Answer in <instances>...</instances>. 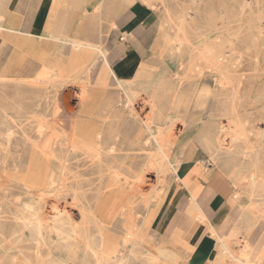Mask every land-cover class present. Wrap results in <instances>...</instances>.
<instances>
[{"label":"bare ground","instance_id":"1","mask_svg":"<svg viewBox=\"0 0 264 264\" xmlns=\"http://www.w3.org/2000/svg\"><path fill=\"white\" fill-rule=\"evenodd\" d=\"M104 1L101 0L100 5H103ZM234 4L243 12L251 10L250 0L234 1ZM152 8L153 5L148 3V10L144 13L152 12L150 11ZM166 13L169 19L164 16L161 24V35L169 55L179 59L178 69L180 73L165 74L158 78L156 82L151 84L152 92L147 97V101L141 98L140 100L153 107L155 103L153 96H162L165 104L169 106L182 104L184 109L191 100L190 96L198 90L197 94L200 97H197L202 98L203 103L206 100L211 101L209 112L206 113L208 115H205L208 117L207 121L204 120L203 116L191 121V129L197 121L202 124V127L198 129V142L204 145L209 158L216 163L225 157L235 156L234 153L224 154L223 150L229 125L231 123L237 124L242 117L237 106H242L241 111L246 114L244 119L264 120V34L261 31L263 26L261 25L260 28V25H246L245 22L240 21L242 18L235 16H228L224 25L203 26L200 23L192 25L197 16L201 20L200 22L204 21V15L194 14L191 16L185 10L175 16L172 14V17L168 10ZM159 21L158 15L154 25H157ZM165 22L167 23L165 24ZM166 26L170 28V31L166 29ZM126 27L128 26H125L123 30L121 29L123 37L129 35ZM14 31L17 32L18 29L5 24L3 16H0V34L10 35ZM51 38L59 44L67 45L73 51L72 54L76 56L78 68L82 72L77 78L87 84L89 75L86 73L97 66L102 69L103 77L113 81L124 96V100L117 102V105L120 106L119 110H116V107L113 108L112 96L106 94V90L102 88L104 83L96 81L97 85L101 86L88 95V101L84 105L81 117L75 119L73 117L75 109L72 108L71 97L64 90L59 93L60 107L58 108L65 117L66 129L72 141L64 139V142L59 146L56 144L50 155L35 156V153L31 152L27 159L24 175H18L21 186L27 189L45 187L46 196L50 197V200H42L43 202L28 201L23 206L16 205L12 212L6 207L7 214L2 205L0 208V248L4 251L13 247L15 249L25 247L33 249L36 256L33 260L29 256H25V263L46 264V260L37 252L41 251V247H46L47 235L53 233L57 238L63 240L65 245H74L75 248L82 247L85 251H90L97 264H107L112 257L107 258L103 255V251H111L112 254L118 247L117 244H105L109 231L113 230L114 227V224L112 226L109 224L113 223L116 218L124 217L125 223L129 224H127L120 238L122 239L120 245L126 252L122 257L113 256L114 259H112L115 264H129L127 256L131 253H137L138 248H143L141 243H144L145 234L142 226L144 222L150 220L153 213L147 210L144 215L136 210H130L126 206L116 209L112 208L113 206L109 202L121 195L118 193L119 191L123 192L128 189L126 193L131 198L132 195L134 196L132 192L141 194L142 183L144 184V171L147 169L155 171L156 182L160 185V189L169 185L168 176L172 177L173 180H178L180 191L173 193L172 201L179 204L181 203L180 198L185 196L188 205L185 210L188 213L186 215L187 220L188 217L192 216L193 220L201 221V224L197 225L196 228L199 232L205 227L211 231L209 216L195 197L202 183L193 188L194 184L190 185L188 177L180 174L181 161L178 160L179 156L166 152V147L159 140L161 130H155L144 122L140 117V111L135 108V102L139 99L136 98L137 88L148 83L144 79L147 78L148 80L149 75L145 74L144 66L135 57L134 52L130 49L124 50L126 52L124 56L120 58L118 63L112 65L108 59L109 49L101 37L94 41L75 38H69L65 41V39L54 34ZM0 40L1 45L3 40ZM134 67L135 69H133ZM132 70L134 79L123 77ZM42 71V74H45L50 71V67L44 66ZM192 74L199 77L198 84L187 82V77H191ZM61 78L64 82L65 78ZM209 79L213 81L214 87L208 85ZM61 80L58 84L64 86ZM32 83H36V81L26 84ZM220 95L223 100L225 98L229 102L227 124L221 126L217 124L220 115ZM99 103L106 106L103 107V110L107 113L104 117H96V120L91 117V114L92 110L100 108L97 105ZM196 103L200 102L196 100L194 105ZM124 114L127 115L126 123L119 125L115 122L114 124L115 117L119 119ZM164 117L167 124L169 123L165 130L172 129V117L168 113ZM119 127L123 128L124 132L131 130L134 141L125 145L117 143L115 139L121 134ZM254 134L264 138V130L254 132ZM144 135L145 142L153 144V152L148 155L149 159L145 164ZM181 144L182 139H178L177 146L174 144V148L177 149L176 147ZM31 150L34 151L33 148ZM77 150L80 152L77 153ZM259 151L260 149L249 148V150H243L240 153L244 159L246 156L248 158L254 157L251 164L252 174L248 178L243 176L247 181L244 194L249 198V201L258 193L257 191L264 190V179L257 174L260 164ZM2 159L4 165H8V159L15 166L22 161L21 156L8 154ZM217 178L214 176L211 183L223 193H220L222 198H214L216 202L219 199L237 200L241 197L238 193H231L230 195L229 190L222 187ZM259 196L264 201V192ZM66 197L71 199L68 205L70 209L63 208V212H60L58 203L62 200L65 201ZM44 207L54 210L55 214L49 219L44 218L42 212ZM73 210H77L75 217ZM132 217L135 218V221H132ZM46 219L49 222H45ZM9 220L11 221L9 222ZM189 225L188 223L183 230H180L183 237H187V234L183 233L191 231ZM105 228L109 229L105 231ZM78 243H82V246H79ZM192 246H187L188 250ZM154 249V252H147L145 260L148 264H167L168 259L164 253L172 249L157 242L154 244ZM98 253L100 256L96 258L95 255ZM47 264H51L50 260L47 261Z\"/></svg>","mask_w":264,"mask_h":264},{"label":"rangeland","instance_id":"2","mask_svg":"<svg viewBox=\"0 0 264 264\" xmlns=\"http://www.w3.org/2000/svg\"><path fill=\"white\" fill-rule=\"evenodd\" d=\"M234 1L241 0H105L103 5H100L101 0H67V3L68 6H70L71 12H79L82 14L79 17L84 19L83 23L85 28H91L90 31H85V36H94L95 39L101 37L109 51L114 49L113 46L116 44V39L123 37V34L118 31V25L113 21L114 17L104 16L102 14L103 10L110 7L115 8L116 19L119 20L125 17L129 8L136 9V7H138L137 3L144 5V11L148 10V3L153 5L150 11L158 13L160 21L157 25L152 27L150 32L151 36L146 41V53L141 63L144 66L145 74L147 76L149 75L148 80L144 77V81H148V85L144 84L143 87L137 88L138 94H136V98L139 99L135 102V108L140 111V117H142L144 122L148 123L155 130H161L162 133L159 136V140L160 143L166 147V152L179 156L178 160L181 161L179 172L181 175L187 176L194 183L200 184H206L209 182L208 178L217 176L220 185L227 188L230 195L231 193H238L239 196H241L237 200H230V198H227L225 201L231 206V209L234 210V216H236V218L238 217L229 228L230 233L227 238H232L231 235L234 236L233 240H227L228 245L235 244L236 246L240 245L242 247L250 241L244 239L243 235L247 238L256 223L264 222V201H262L261 196H259L264 190L260 189L257 191L258 193L250 201L244 194V189L247 185V181L244 177L246 176V178H248L250 174H252L251 164L254 157L248 158L246 156L244 159L240 153L243 150H249V148L255 150L260 149L258 153L260 156V164L257 169V174L264 179V138L254 134V132L264 130V120L244 119L246 114L242 113V106H237V110H239L242 117L237 124L231 123L229 125L223 150L224 154L234 153L235 156L231 155L225 157L216 163L209 158L204 145L198 142V129L202 127L201 122H195L193 125L194 127L191 129L192 119L203 116L204 120L207 121L208 117L205 115H208L206 113L209 112L211 104L210 100H206V102L203 103V99L198 98L200 97L197 94L198 90H196L195 94L190 96L191 100L184 109L182 108V104H171L170 106L165 104L161 98L162 96L155 97L151 95L155 98L153 107L140 100L141 98L147 101V97L151 94L150 92H152L151 84L156 82L158 78L165 74L173 75L175 73H180L178 69L179 59L169 55V51L165 48L164 38L162 39L161 35V24L163 23L164 16L166 19H169L166 10L169 11L171 17L172 14L175 16L182 10L187 11L191 16L194 14L204 15V21L200 22L201 20L197 16L192 23V25L194 23H200L203 26L224 25L226 24L228 16H235L242 18L240 21L245 22L246 25H260V28L263 26L261 31L262 34H264V0H250L251 10L248 12L239 10L234 4ZM4 2L5 1L0 0L1 7L5 5ZM71 17L72 16H70V18ZM166 23L167 22H165V24ZM145 29L149 31V28ZM166 29L170 31V28L167 26ZM85 39L88 40L89 38L85 37ZM72 52L73 51L69 49L68 55L65 57H54L51 70L46 74L40 75L41 78H47V84L42 87V97L39 95L27 96L25 95V91H21L20 93L15 92L14 94L12 89L9 88L3 92L0 91V208L3 205V210L6 214V207L12 212L16 205L23 206L28 201L43 202L44 200H50V197L46 196L45 187L40 189H27L21 186L18 175H24L27 168V159L31 152H34L35 156L44 154L50 155L52 153V148L56 144L59 146V144L64 142V139L72 141L66 129L67 124L65 117L58 108L60 107L59 93L62 90L67 92L71 97L72 108L75 109L73 113L75 119L76 117H81L84 105L88 101V95L92 94L94 90L101 86L97 85L98 81L104 83L102 88L106 90V94L112 96L113 101L111 104L113 108L116 107V110H119L120 106L117 105V102L124 100V96L119 92L113 81L110 78L103 77L102 69L97 66L93 70L91 69L89 73H86L90 76H88L87 84L80 78H77L82 72L78 68L79 65L76 62V56H74ZM133 69H135V67ZM50 76L52 77L51 79L48 78ZM61 77L65 78L64 82L61 80ZM123 77L134 79L133 70ZM59 80L63 82L64 86L58 84ZM186 80L188 83L196 82L198 84L199 77L196 74H192V76L187 77ZM0 82H2L0 83L1 89H4V86H6L9 81L5 80V83H3V81L0 80ZM36 85L37 83H32L30 85L26 84V86L30 87ZM208 85L214 87V83L211 79H209ZM219 99L221 100L219 102L220 115L217 124L221 126L227 124L229 102H227L228 100L225 98L223 100L221 95ZM196 100L200 102L196 103L198 105H194ZM28 104L33 105L32 110H28ZM97 105L100 108L92 110L91 114V117L96 120V117H104L107 113L103 110V107H106L105 105L101 103ZM35 107L39 110H35ZM167 113L172 117L173 127L166 131L165 127L169 125V123L167 124L164 115ZM126 121V114L119 119L115 117V120H113L114 124L116 122L119 125L126 123ZM118 129L121 131V134L115 139L117 143L125 145L130 141H134L131 130L124 132L123 128L119 127ZM178 139H182V144L175 149L174 144L176 145ZM145 141L144 135V164L149 159L148 155L153 152V144ZM32 148L34 151L31 150ZM79 152L80 151L77 150V153ZM7 154L21 156V163L15 166L12 165L11 160L8 159V165L2 164V158ZM149 170L150 169L144 171V184L142 183L143 192L141 190V194L132 192L134 196L132 195L131 198V196L126 193L128 191L127 189L123 192L119 191L118 193L121 195L109 202L110 205L113 206L112 208L118 209L121 206H126L128 209L136 210L144 215L147 210L153 213L150 220L144 222L142 226L145 234L144 243H141L143 248H138L137 253H131L127 256L129 264H148L144 258L147 257V252L155 251L154 244L156 242H164L162 240L164 236H159L158 234L164 231H173L178 228H182L183 230V228L188 225L186 216L188 213L185 211L187 208V202L185 201L186 197L182 196V198H180L181 203L179 204L172 201L174 196L173 193L180 191L178 180H173L172 177L168 176L169 185L160 189V185L156 182L155 171H153V169ZM198 177L199 179H197ZM153 182H155V185ZM170 195L171 197H169ZM142 198H144V200H142ZM69 201H71L70 197H66L65 201H59L58 210L63 212V208L70 209L68 206ZM49 209V207L42 208L43 216H45L44 218L49 219L55 214L54 210L52 211ZM73 211L74 217L77 216L75 215L77 210ZM244 211L246 216L242 215ZM175 216L181 218V223L177 225L179 227L173 228L172 222ZM47 219L45 222H49ZM116 220L109 224V226L114 224V227L113 230L109 231L108 238L105 239V244H117L118 247L112 254L110 253L111 251H103V255L107 256V258L112 257L113 259V256L122 257L126 252L123 246L121 247L120 245V241L122 240L120 238L127 224H129L125 223L124 217L116 218ZM10 221L11 220H9V222ZM132 221H135V218L132 217ZM237 221H245L247 225L243 227ZM106 229L109 228H105L104 230L106 231ZM239 234L242 236L238 237ZM78 245L82 246V243H78ZM126 245L128 244L126 243ZM34 252L35 250L27 249L26 247L17 249L13 247L6 251L0 248V264H26L24 257L29 256V258L33 260L36 256V252ZM37 253L38 255H42L46 260V264L49 260L51 264H53V262L54 264H97L90 251H85L82 247L75 248L74 245H65V242L57 238L53 233L47 235L46 247H41V251ZM98 256H100L99 253L95 255L96 258ZM112 258L107 264H115ZM52 260L55 261L52 262Z\"/></svg>","mask_w":264,"mask_h":264},{"label":"crops","instance_id":"3","mask_svg":"<svg viewBox=\"0 0 264 264\" xmlns=\"http://www.w3.org/2000/svg\"><path fill=\"white\" fill-rule=\"evenodd\" d=\"M3 1H5V5L0 6V16H3L5 24L18 29V31H14L10 35L0 34V39L3 40L0 45V80L3 83L5 80L9 81L4 89H1L0 86V91L3 92L9 88L14 94L25 91L27 96L39 95L42 97V87L47 84V78L40 77L43 73L42 68L50 67L51 70L54 57H65L69 52L67 45L59 44L51 37L55 34L65 41L69 38L84 40L85 37L94 41L97 38L85 36V31H90L91 28H85L84 19L79 17L82 14L70 11L67 0ZM137 4L136 9L129 8L125 17L119 20L116 19L113 7L105 8L102 12L104 16L114 17L113 21L117 23L120 33L125 29V26H128L126 30L129 35L116 39L114 49L108 52V59L112 65L119 62L126 53L124 51L126 49L132 50L140 61L145 57L146 41L151 36L150 28L156 22L158 15L154 11L144 13V5ZM70 16L72 17L70 18ZM145 28H149V31H146ZM31 81H36L37 85L26 86V83ZM27 106L28 110L33 109V105L28 104ZM35 110L39 109L35 107ZM212 179L214 177L208 178L209 182L206 180L208 183L202 184L201 188H198L195 197L208 214L213 232L206 227L200 232L197 231V225L201 224V221L193 220L191 216L188 217L191 231L183 233L187 234V237L180 234L182 228L158 234L164 236L162 238L164 242L158 241L157 243L172 249L164 253L168 259L167 264H264V222L256 223L247 238L243 235L244 239L250 240L249 243L242 247L235 244L228 245L227 240H233L234 236L231 235L232 238H227L230 233L229 228L238 217L234 216V210L225 200L215 201L216 197L222 198L220 193L223 192L214 187L211 183ZM189 181L190 185L194 184L193 188L199 184L190 179ZM242 215L246 216L245 211ZM173 220L172 227H179L177 225H180L181 218L174 217ZM237 222L243 227L247 225L245 221ZM241 236L239 234L238 237ZM187 246L192 247L188 250Z\"/></svg>","mask_w":264,"mask_h":264}]
</instances>
